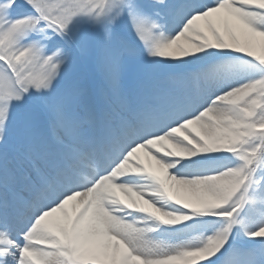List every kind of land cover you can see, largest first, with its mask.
Here are the masks:
<instances>
[{
    "label": "snow or ice",
    "instance_id": "6c2138e0",
    "mask_svg": "<svg viewBox=\"0 0 264 264\" xmlns=\"http://www.w3.org/2000/svg\"><path fill=\"white\" fill-rule=\"evenodd\" d=\"M0 264H264V0H0Z\"/></svg>",
    "mask_w": 264,
    "mask_h": 264
}]
</instances>
